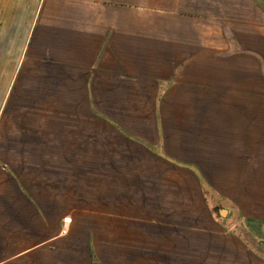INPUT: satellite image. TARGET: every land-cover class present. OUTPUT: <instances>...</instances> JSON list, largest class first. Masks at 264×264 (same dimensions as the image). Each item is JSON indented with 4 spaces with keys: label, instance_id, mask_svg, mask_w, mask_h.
<instances>
[{
    "label": "crops",
    "instance_id": "crops-1",
    "mask_svg": "<svg viewBox=\"0 0 264 264\" xmlns=\"http://www.w3.org/2000/svg\"><path fill=\"white\" fill-rule=\"evenodd\" d=\"M206 192L261 219L264 0H0V264H264Z\"/></svg>",
    "mask_w": 264,
    "mask_h": 264
},
{
    "label": "rangeland",
    "instance_id": "rangeland-1",
    "mask_svg": "<svg viewBox=\"0 0 264 264\" xmlns=\"http://www.w3.org/2000/svg\"><path fill=\"white\" fill-rule=\"evenodd\" d=\"M215 183L219 186V188L223 189L229 196L232 198H236L240 200L244 205H249L250 203V194L246 192L249 189V179H229V178H219L214 179ZM235 181V183H234ZM244 192H243V190ZM206 190V189H205ZM242 190V191H241ZM207 194V192H206ZM208 196V194H207ZM212 196H208V203L212 207L210 208V216L212 215L215 220L219 222L220 227H224L226 231L240 239L244 242L246 247L250 250V252L260 261L264 262V211H260L259 217L261 219L255 220L253 218L252 222L255 223L254 225H250L249 221L250 216L249 213L244 216L243 222L241 221V213L237 206L230 205L227 202H224L220 199H215ZM264 197V195H262ZM221 210H226L227 215L222 217L219 212ZM202 213V211H200ZM203 216V214H202ZM202 224H206V219L204 217L201 218ZM194 218V222H195ZM209 221V225L211 226V221ZM255 221V222H254ZM258 221V222H257ZM257 223V224H256ZM252 226V227H251ZM130 227V226H129ZM133 227H130V236H136ZM100 242L98 244V251L101 257V260L104 262L111 261L116 263L117 260L115 254L120 252V248L118 249V245L113 244L111 246V241L109 242V247L104 238L106 235L100 234ZM162 251L169 250L170 247L167 242H161L156 244ZM118 251V252H117ZM107 255V258L105 257ZM165 260H168L166 258ZM199 261L200 259H194V261Z\"/></svg>",
    "mask_w": 264,
    "mask_h": 264
},
{
    "label": "trees",
    "instance_id": "trees-1",
    "mask_svg": "<svg viewBox=\"0 0 264 264\" xmlns=\"http://www.w3.org/2000/svg\"><path fill=\"white\" fill-rule=\"evenodd\" d=\"M200 180L202 182V185H204V187H205V183H204L203 179L200 178ZM92 261H93V264H101L99 262V260L97 259V257L95 256L94 252H92Z\"/></svg>",
    "mask_w": 264,
    "mask_h": 264
},
{
    "label": "water",
    "instance_id": "water-1",
    "mask_svg": "<svg viewBox=\"0 0 264 264\" xmlns=\"http://www.w3.org/2000/svg\"><path fill=\"white\" fill-rule=\"evenodd\" d=\"M219 214H220L222 217H224V216L227 215V211H226V210H221V211L219 212Z\"/></svg>",
    "mask_w": 264,
    "mask_h": 264
}]
</instances>
